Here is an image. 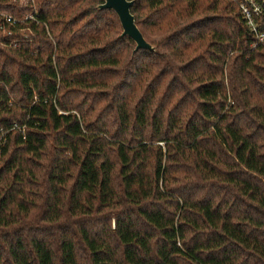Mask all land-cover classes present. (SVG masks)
<instances>
[{"label": "trees", "instance_id": "1", "mask_svg": "<svg viewBox=\"0 0 264 264\" xmlns=\"http://www.w3.org/2000/svg\"><path fill=\"white\" fill-rule=\"evenodd\" d=\"M101 3L0 42V264H264V41L238 0H134V53Z\"/></svg>", "mask_w": 264, "mask_h": 264}, {"label": "built area", "instance_id": "2", "mask_svg": "<svg viewBox=\"0 0 264 264\" xmlns=\"http://www.w3.org/2000/svg\"><path fill=\"white\" fill-rule=\"evenodd\" d=\"M9 1L14 9L25 13L18 17L9 10H0V42H8L11 47H17L25 41L27 22L41 23L40 14L36 0ZM238 5L244 21L257 34L258 42H263L264 33L258 32L256 20L264 14V0H238Z\"/></svg>", "mask_w": 264, "mask_h": 264}, {"label": "water", "instance_id": "3", "mask_svg": "<svg viewBox=\"0 0 264 264\" xmlns=\"http://www.w3.org/2000/svg\"><path fill=\"white\" fill-rule=\"evenodd\" d=\"M133 4L134 0H103L98 7L101 10H113L118 15L123 28L122 36H129L136 44L134 53L139 50L156 51V47L146 40L136 24L135 16L131 11Z\"/></svg>", "mask_w": 264, "mask_h": 264}]
</instances>
